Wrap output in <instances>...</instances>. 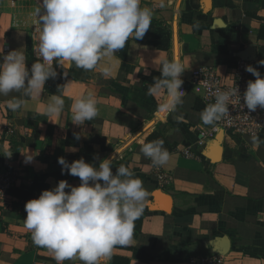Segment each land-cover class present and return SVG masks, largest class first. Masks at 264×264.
<instances>
[{
	"label": "crops",
	"instance_id": "0c3cea01",
	"mask_svg": "<svg viewBox=\"0 0 264 264\" xmlns=\"http://www.w3.org/2000/svg\"><path fill=\"white\" fill-rule=\"evenodd\" d=\"M37 5L38 0H0L5 55L17 50L26 62H40L34 51ZM140 6L169 27L168 51L146 44V32L142 39L129 38L123 56L121 49L102 57L93 69L57 66L65 79L59 91L44 86L39 99L22 92L0 95V173L18 175L10 203L0 205V264H83L78 255L60 262L53 251L33 243L26 203L14 194L32 183L47 190L61 180L79 186L78 177L61 174L59 157L69 164L82 158L97 169L110 159L114 176L124 165L142 181L148 193L143 219L125 247L151 258H135L129 248L117 246L110 257H125L129 264H187L190 257L219 253L225 264H264V131L257 137L222 132L207 137L203 89L192 81L199 68L211 67L231 83L241 58L264 76V0H140ZM173 26L177 61L185 68L178 89L184 92L182 103L174 109L167 106L165 90H142L146 77L174 60ZM53 95L64 100L58 117L43 111ZM88 97L98 115L76 125L72 104ZM9 125L13 134L7 136L3 128ZM155 129L171 147L168 163L160 167L169 176L162 187L140 151Z\"/></svg>",
	"mask_w": 264,
	"mask_h": 264
},
{
	"label": "clouds",
	"instance_id": "9594fccd",
	"mask_svg": "<svg viewBox=\"0 0 264 264\" xmlns=\"http://www.w3.org/2000/svg\"><path fill=\"white\" fill-rule=\"evenodd\" d=\"M33 16L37 25L34 51L42 60L29 70L23 52L12 50L5 55L4 42L0 41V95L22 92L39 99L45 82L57 76L54 62L60 68L74 64L93 69L102 57L123 49L129 38L142 39L151 23V11L142 8L140 0H38ZM260 63L264 66V61ZM245 70L255 79L247 83L243 106L249 111L264 109V76L252 66ZM184 71L179 61H165L162 77L150 92L165 90L167 106L174 109L182 103L184 92L178 89ZM237 93L236 87L217 90L215 102L201 113L203 123L222 119L228 113L227 102ZM20 104L17 101L13 110ZM63 107L62 97L53 95L43 111L58 117ZM72 113L73 123L83 125L96 118L98 108L92 97L80 98L72 104ZM140 151L154 167H162L170 159L161 140L143 144ZM58 163L62 175L79 178V186L61 180L53 189L26 202L25 225L33 243L53 251L58 261L78 255L83 264H101L116 246L131 242L134 221L141 215L148 193L126 166L120 165L114 176L110 159L103 160L98 169L82 158L69 164L59 157Z\"/></svg>",
	"mask_w": 264,
	"mask_h": 264
},
{
	"label": "built area",
	"instance_id": "2783aa9c",
	"mask_svg": "<svg viewBox=\"0 0 264 264\" xmlns=\"http://www.w3.org/2000/svg\"><path fill=\"white\" fill-rule=\"evenodd\" d=\"M35 56L39 58L36 53ZM249 66L245 59H237L232 72L231 83H225L211 67H201L192 76V81L200 85L203 89V100L206 108L215 102V94L217 90L228 91L233 87L238 88L236 96L231 97L227 102L228 113L219 121L209 124L205 129L207 137L212 138L214 135L222 132L224 134H232L240 137H257L264 131V109L257 107L255 111H249L243 106V93L246 90L248 81H254L251 74L245 69ZM5 134L10 136L13 134V128L5 126L3 128ZM152 166L150 158H147ZM155 172L159 186L168 183L169 176L162 172L160 167L152 166ZM18 175L15 171L0 173V205L10 203V193L15 188ZM41 194L36 191L32 199H36ZM187 264H225V259L221 254H211L205 256L190 257Z\"/></svg>",
	"mask_w": 264,
	"mask_h": 264
},
{
	"label": "trees",
	"instance_id": "16d2710c",
	"mask_svg": "<svg viewBox=\"0 0 264 264\" xmlns=\"http://www.w3.org/2000/svg\"><path fill=\"white\" fill-rule=\"evenodd\" d=\"M170 41H171V32L169 27L163 23L162 21L159 20H151L150 27L147 31L146 35V44L153 46L156 49L163 50V51H168L170 48ZM125 48V47H124ZM124 48L122 49L121 53L123 56L124 53ZM33 63H36L33 59H27L26 62V67L30 70L31 66ZM55 71L57 72V66H54ZM162 77V72H157V73H152L148 77L145 78L144 83L142 85V90L146 92H150V87L153 85V83ZM64 78L59 76L57 73V76L53 78H49L44 86L45 88H49L50 85L56 86L58 88V91L60 90L62 84L64 83ZM161 140L163 141V147L167 149V151L170 153L171 152V147L169 146L168 142L166 139L161 135L158 129H155L152 131L145 139H144V144ZM44 185H41L39 183H32L28 188H22L19 189L18 191H14V194L17 195L21 200H23L25 203L28 202L33 198V194L36 191H44L47 190L46 187H43ZM13 191V190H12ZM11 191V192H12ZM143 219V214L141 215L134 221V227L133 230L139 231L140 225ZM119 248H126L128 249L129 247L125 246H117ZM132 251L133 257L143 259V260H149L151 257L148 255H142L140 250L137 248H129ZM109 264H129V260L125 257L121 256H112L110 257Z\"/></svg>",
	"mask_w": 264,
	"mask_h": 264
},
{
	"label": "water",
	"instance_id": "95a60500",
	"mask_svg": "<svg viewBox=\"0 0 264 264\" xmlns=\"http://www.w3.org/2000/svg\"><path fill=\"white\" fill-rule=\"evenodd\" d=\"M172 33H173L172 45H173L174 60H177L178 52H177L176 33H175L174 26H173Z\"/></svg>",
	"mask_w": 264,
	"mask_h": 264
}]
</instances>
